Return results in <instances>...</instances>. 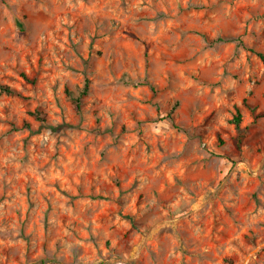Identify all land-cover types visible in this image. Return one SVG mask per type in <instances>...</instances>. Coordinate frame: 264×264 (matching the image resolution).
I'll return each mask as SVG.
<instances>
[{
	"label": "rangeland",
	"instance_id": "374dc122",
	"mask_svg": "<svg viewBox=\"0 0 264 264\" xmlns=\"http://www.w3.org/2000/svg\"><path fill=\"white\" fill-rule=\"evenodd\" d=\"M259 53L264 0H0V264H264Z\"/></svg>",
	"mask_w": 264,
	"mask_h": 264
},
{
	"label": "trees",
	"instance_id": "16d2710c",
	"mask_svg": "<svg viewBox=\"0 0 264 264\" xmlns=\"http://www.w3.org/2000/svg\"><path fill=\"white\" fill-rule=\"evenodd\" d=\"M219 41H225V42H236L239 41V43H243L240 38L235 37H220L218 38ZM260 57L264 61V54L259 53ZM89 91V82L87 81L84 88L78 89L77 91L68 90V96L71 98L75 108L77 111H80L83 104V97L88 93ZM0 92L8 93V94H17V92L10 87L9 85L0 84ZM35 117L40 120L41 122H45V116L40 111H36L34 113ZM241 121V113L238 110V113L235 117V123L239 127Z\"/></svg>",
	"mask_w": 264,
	"mask_h": 264
}]
</instances>
